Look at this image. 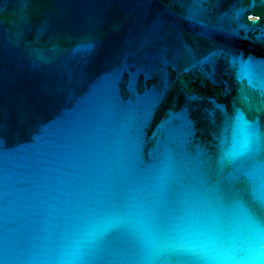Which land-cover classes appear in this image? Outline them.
<instances>
[{
    "label": "water",
    "instance_id": "1",
    "mask_svg": "<svg viewBox=\"0 0 264 264\" xmlns=\"http://www.w3.org/2000/svg\"><path fill=\"white\" fill-rule=\"evenodd\" d=\"M0 264H264V0H0Z\"/></svg>",
    "mask_w": 264,
    "mask_h": 264
}]
</instances>
